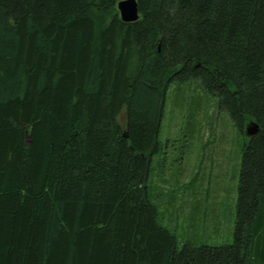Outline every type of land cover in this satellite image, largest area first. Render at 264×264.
<instances>
[{"label":"trees","instance_id":"16d2710c","mask_svg":"<svg viewBox=\"0 0 264 264\" xmlns=\"http://www.w3.org/2000/svg\"><path fill=\"white\" fill-rule=\"evenodd\" d=\"M119 1L0 0V264H264V0ZM190 79L259 130L233 241L178 248L148 179Z\"/></svg>","mask_w":264,"mask_h":264},{"label":"rangeland","instance_id":"374dc122","mask_svg":"<svg viewBox=\"0 0 264 264\" xmlns=\"http://www.w3.org/2000/svg\"><path fill=\"white\" fill-rule=\"evenodd\" d=\"M120 120L124 124L123 113ZM251 121L240 132L195 79L170 85L159 131L161 148L152 158L148 186L159 219L174 231L178 248L186 241H233L242 144Z\"/></svg>","mask_w":264,"mask_h":264},{"label":"water","instance_id":"95a60500","mask_svg":"<svg viewBox=\"0 0 264 264\" xmlns=\"http://www.w3.org/2000/svg\"><path fill=\"white\" fill-rule=\"evenodd\" d=\"M117 9L119 12L120 19L123 22H133L139 18V12L136 0H120L117 3ZM259 130V126L256 122L251 121L246 126V136H254Z\"/></svg>","mask_w":264,"mask_h":264}]
</instances>
